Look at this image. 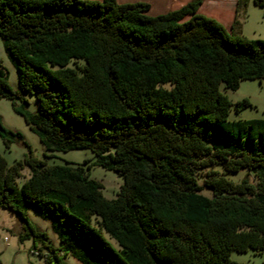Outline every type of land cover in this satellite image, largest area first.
I'll return each instance as SVG.
<instances>
[{
    "label": "trees",
    "instance_id": "1",
    "mask_svg": "<svg viewBox=\"0 0 264 264\" xmlns=\"http://www.w3.org/2000/svg\"><path fill=\"white\" fill-rule=\"evenodd\" d=\"M202 4L150 16L144 2L0 0V37L19 80L16 91L0 63V98L47 152L96 157L50 166L30 155L9 166L0 154V208L24 220L21 239L43 242L46 264L69 254L82 264H243L233 252L264 254V119H230L252 103L223 90L264 80V40L229 33ZM0 138L24 139L1 118ZM92 166L124 178L115 199ZM29 209L53 222L61 247Z\"/></svg>",
    "mask_w": 264,
    "mask_h": 264
},
{
    "label": "rangeland",
    "instance_id": "2",
    "mask_svg": "<svg viewBox=\"0 0 264 264\" xmlns=\"http://www.w3.org/2000/svg\"><path fill=\"white\" fill-rule=\"evenodd\" d=\"M255 1H243L235 19L237 24H234V21L230 29L216 18L207 17L215 19L219 24L221 23L229 33L234 31L249 39L264 40V5H259ZM210 8L212 6H209L207 10ZM6 52L4 41L0 37V63L4 66L8 75L10 86L17 91L19 90L18 72ZM223 90L234 104L244 99L252 103L251 107H247L239 113H236L233 109L230 119H264V80H244L241 81L237 90ZM25 97L29 102L27 108L31 112H38L39 105L36 98L31 95H25ZM16 103L20 104V101L16 100ZM0 118L7 129L13 132H20L24 137L23 140H14L9 145L0 138V154L5 158L9 166L15 165L18 161H22L27 156L30 157V155L36 159L47 161L50 166L64 165L67 162L74 164L86 163L85 166H91L96 159L95 154L90 150L47 152L39 137L30 129L24 118L14 111L11 99L0 98ZM46 154L50 157L46 158ZM30 173L29 167L23 169L22 176L17 179L19 186L29 178ZM245 173V171H242L239 174L230 175V178L240 181L246 176ZM89 174L91 178L103 184L102 192L104 198L112 200L117 197L124 183V178L121 175L115 171L103 169L101 166H92L89 169ZM203 179V176H201L202 184ZM249 180H252V178L249 177ZM202 194L208 197L212 195L211 191L206 188L202 191ZM27 215L38 231L46 232L52 244L56 247H61L52 221L42 219L32 209L27 211ZM24 225L25 222L20 216L0 208V260L2 264H46L45 256L41 255L39 251L43 247V242L40 240L36 241L32 234L25 239H21V235L25 233ZM44 251L46 252V250ZM65 260L67 264H82L71 254ZM232 260L243 264H264V254H256L253 251L246 253L233 252Z\"/></svg>",
    "mask_w": 264,
    "mask_h": 264
},
{
    "label": "crops",
    "instance_id": "3",
    "mask_svg": "<svg viewBox=\"0 0 264 264\" xmlns=\"http://www.w3.org/2000/svg\"><path fill=\"white\" fill-rule=\"evenodd\" d=\"M100 1V0H90ZM119 3H148L150 16H159L167 14L173 10L180 9L192 0H117ZM238 0H203L199 9L200 14L214 17L222 22L228 29L238 16ZM212 6L209 10L207 8ZM225 13V14H224Z\"/></svg>",
    "mask_w": 264,
    "mask_h": 264
}]
</instances>
